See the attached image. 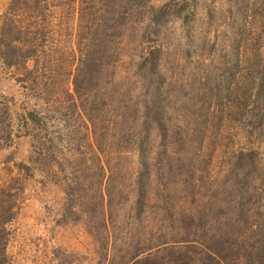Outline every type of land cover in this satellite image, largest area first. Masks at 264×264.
Masks as SVG:
<instances>
[{"label": "trees", "instance_id": "obj_1", "mask_svg": "<svg viewBox=\"0 0 264 264\" xmlns=\"http://www.w3.org/2000/svg\"><path fill=\"white\" fill-rule=\"evenodd\" d=\"M154 1L7 0L0 69L19 91L0 90V153L14 139L29 140L30 150L18 162L11 152L0 176V264H8L10 226L33 171L61 188L62 222L86 225L95 264L106 263L117 240L125 248L119 264H264L258 151L237 145L222 172H211L224 123L245 138L264 132V0L207 5L203 27L202 0ZM215 14L229 20L218 50L207 43ZM176 21L187 42H197L187 60L195 53V64L219 62L217 76H199L196 92L187 90L184 103L193 97L195 108L187 126L172 121L176 86L161 69L164 30ZM121 68L125 75L116 76ZM62 143L76 157L69 176L56 157ZM130 152L134 173L126 165ZM156 178L162 190L154 189ZM176 185L189 205L178 212L171 202ZM154 207L157 223L145 228Z\"/></svg>", "mask_w": 264, "mask_h": 264}, {"label": "rangeland", "instance_id": "obj_2", "mask_svg": "<svg viewBox=\"0 0 264 264\" xmlns=\"http://www.w3.org/2000/svg\"><path fill=\"white\" fill-rule=\"evenodd\" d=\"M164 1L155 0L153 3L158 5ZM202 1L201 7L198 9L199 27H203L207 23V20L204 19L207 5L216 7L223 5L224 7L222 0ZM6 3L7 0H0V16ZM215 13H217L216 10ZM228 22L229 20H224L221 14H215L208 29L210 30L208 33V45L215 43L216 50L220 48L222 39L226 37L224 34L229 30ZM195 43H197L196 39L187 42V31L177 21L168 24L166 30H164V55L161 61V69L166 74L167 79L169 78L168 80L172 81L176 86L168 106L172 121L178 125L187 126V119H189L190 123L193 122V117L189 115L195 111V108L191 106L193 97H190L189 101L186 100V103H184V99H187V90L189 95H192L198 89V85H193L192 83H196L199 76L212 73L213 75L210 76L214 77L219 72V62L216 57L214 58L215 61L213 60L210 65H208L209 62L207 60L202 64H195V53H193L190 61L187 60V49L194 51L193 45ZM262 51L264 52V45ZM213 54L216 55L215 52ZM124 75V69L121 68L116 71V76L122 77ZM0 90L10 96H17L19 91L8 80L7 75L1 69ZM11 120L12 122L14 121L13 113ZM226 125V123L223 124L217 137L219 141L216 142L218 148L212 160V174L216 176L222 172L226 165L229 151H231L230 149L236 148L237 145L256 148L261 169L264 171V132L260 136L245 138V134L237 127H233L232 123H229L228 126ZM208 126L212 127L210 123ZM210 140L212 138L206 139V141ZM156 144L157 141L154 140L153 146L155 147ZM29 146V140L27 139H14L9 150L0 153V176H6V164L4 162L6 157L12 152L14 157L12 161H26L29 155ZM55 150L57 160L61 162L62 167L66 170V176H69V163H72L73 158H76L74 152L64 143L57 144ZM126 155L127 168L134 173L137 168V157L133 152ZM8 166L12 168L11 176H14L16 172L12 167V163L8 164ZM53 170L57 171L56 167ZM58 176L62 177L63 173L60 172ZM50 177L33 171V177L25 179L26 190L24 197L17 207L15 219L10 226L11 235L7 248L8 264H95L97 251L92 236L83 222H62L60 217V206L63 197L61 188L52 184ZM153 187L154 189L162 190L163 186L158 178L154 179ZM171 192V202L176 208L174 209L175 211L178 212L181 208L187 209L189 207L187 201L182 197L181 187L176 185ZM159 195L157 192L155 193L156 198ZM212 202L213 205L211 203V207H214V200ZM156 209L154 207L150 213L149 210L147 211L146 218L143 221L145 228L154 227L157 223L159 214ZM125 211L123 210V213ZM121 242V240H117L115 242L116 247L109 249L105 264H119L118 258L125 254V248L119 249Z\"/></svg>", "mask_w": 264, "mask_h": 264}]
</instances>
